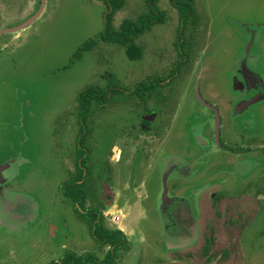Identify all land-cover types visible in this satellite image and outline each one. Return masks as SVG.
Returning a JSON list of instances; mask_svg holds the SVG:
<instances>
[{
  "label": "rangeland",
  "instance_id": "1",
  "mask_svg": "<svg viewBox=\"0 0 264 264\" xmlns=\"http://www.w3.org/2000/svg\"><path fill=\"white\" fill-rule=\"evenodd\" d=\"M195 3L201 19L188 24L182 40L187 35L196 52L200 50L199 56L207 41L200 85L223 112L222 134L233 133L230 145L236 152L222 156L224 151L215 150L205 122L213 112L197 99V80H191L174 132L149 173L153 190L149 218L144 195L135 196L128 205L118 204L123 208L118 214H126L125 219L135 212L127 224L142 221L139 229L122 221L130 251L122 249L119 261L131 256L123 264H264V100L242 111L239 104L230 107V101L233 105L241 97L234 82L242 68L249 66L264 78V0ZM159 7L167 21L139 36L136 44L143 48V56L133 60L124 45L101 40L75 56L107 28V5L102 0H0V31L24 23L41 10L28 27L0 35V165L11 161L5 176L17 179L13 192L8 186L0 189V256L16 251L10 260L6 258L10 264L61 263L71 251H95L102 258L107 251L108 246H98L88 216L64 194L77 145L72 126L80 93L90 86L95 90L109 86L114 96L140 82L169 79L180 55L176 56V39L181 17L170 0H160ZM148 11L145 0H126L113 25L119 28L125 19L137 21ZM190 70L194 71L188 75L196 73V67ZM226 114L230 129L223 128ZM108 146L99 144L94 156L102 159ZM167 155L182 166L183 173L176 170L170 176L167 186L171 190L177 185L180 190L178 201L164 209L159 194ZM204 185L209 188L203 196L201 233L193 242L182 231L191 223L188 219H199L196 200ZM138 189L143 193L144 186ZM214 189L225 195L221 200L217 197L220 201L211 199ZM211 235L212 255L208 256L202 250ZM178 241L183 243L181 255L168 257Z\"/></svg>",
  "mask_w": 264,
  "mask_h": 264
},
{
  "label": "flooded vegetation",
  "instance_id": "2",
  "mask_svg": "<svg viewBox=\"0 0 264 264\" xmlns=\"http://www.w3.org/2000/svg\"><path fill=\"white\" fill-rule=\"evenodd\" d=\"M177 31V35L180 34L183 38V32L181 33L179 29ZM178 38L176 39L177 49H175L176 56L180 55L175 62V66L172 68L173 73L170 74L169 79L154 78L149 81L140 82L133 85L132 90L125 91L122 94L115 93L116 95L114 96L111 91H102V88L106 86L100 85L97 91L87 93L84 99H81L80 93L76 119L72 126L73 132H76L75 144L77 145L76 151H73L70 157L72 170L70 177L64 184V194L69 196L74 203H77L82 215H87L90 219L94 226V236L99 242L98 246H108V249L104 252L102 258L95 251H83V254L71 251L65 255L61 262L68 256H71L70 264H123L131 257L125 258L123 262L119 261L122 249H129L128 251H130L126 227L131 228L135 226L139 229L142 221L139 218L131 220L127 224V218L135 213L132 211H130L126 219V214H122L121 221H114L116 211H123V208L119 207L118 204L126 201L124 205H128L129 201L136 199L134 198L135 196L144 195L146 218H149L147 214L148 205H150L149 202L153 191L150 187L149 173L155 167V163L158 162L157 155L167 145L170 136L174 132L183 103V93L184 90H189L192 87L191 80H197L195 86L197 99L213 112V116L209 117L205 122H208L210 125L212 132L210 139L212 140L211 143L214 144L215 150L224 151L222 156H232L236 152L230 145L233 133L229 130L227 136L223 137L222 134L223 112L203 92V88L200 85L204 70L202 65L205 62L201 58V55L207 42L206 39L199 56L200 50L196 52L194 49L195 45H193L189 37L184 46L185 50L181 47L185 40L181 39V41ZM191 67L193 69L196 67L194 75H188L194 71L190 70ZM185 71L187 72V76L183 78V82L181 80L182 84L180 85V78ZM240 75L239 79L236 77L234 84L236 90L241 92V97L236 99L233 105L230 101V107L239 104L238 110L242 111L264 100V78L251 70L249 66L242 68ZM185 83L186 86L184 87ZM225 127L230 129V121L227 114L223 128ZM95 133L99 135H95ZM104 142L109 144V146L106 152L102 154L103 158L100 159L99 156L95 157L93 153L96 147ZM203 142L206 145H211L210 141L203 139ZM260 148L263 147H258L257 149ZM178 160L180 159H176V161ZM174 161H170L167 155L166 159H164V166L161 169V177L162 172H164V186L162 190L160 189L159 196L161 206L164 209L173 204L175 200L178 201L177 192L180 190L179 186L173 185L171 190L167 186L170 176L176 170L182 172V166H179L178 163L174 164ZM10 163L11 161H8L2 165L8 164L6 169H9ZM171 164L172 166L169 168ZM6 169L2 171L6 179L3 185L8 186L11 192H13V186L14 184L17 185L15 181L17 179L14 177L8 180L5 176ZM184 170L187 171V169ZM116 185L122 187L119 188ZM142 186H144V189H142L143 193L138 189ZM213 186L216 185L212 184L210 187ZM207 188H209L207 185L200 188V194L197 198L198 200H196V206L200 211L199 219L195 220L191 216L192 218L188 219L191 223L183 226L182 233H186L185 236H188L190 239L194 238L193 242L199 238L201 233V218L206 201L203 196ZM220 191L221 189H214L210 193L213 201L221 200L225 196L223 193L220 194ZM184 202L187 201L184 200ZM215 206L214 204L213 207ZM154 207L158 208V206ZM174 209L176 210V208ZM123 219H125L123 223L126 227H123ZM108 220H111L112 223ZM176 221L181 224L180 221ZM98 226L102 227L104 236L97 234ZM178 235L180 233L177 232L176 236ZM173 237H175V233ZM213 240L212 235L207 238L208 243L202 250L204 255H212ZM175 247H178V249L175 250ZM175 247L172 248L174 251L168 257L171 255H181L183 243L178 241ZM147 254L148 256H152V252ZM15 255L16 251L11 250L7 254H2L0 256V264H10L11 262L9 263L6 258ZM156 259L160 258L156 257Z\"/></svg>",
  "mask_w": 264,
  "mask_h": 264
},
{
  "label": "trees",
  "instance_id": "3",
  "mask_svg": "<svg viewBox=\"0 0 264 264\" xmlns=\"http://www.w3.org/2000/svg\"><path fill=\"white\" fill-rule=\"evenodd\" d=\"M107 5V28L98 37V39H90L87 41L76 53L75 56L79 57L83 51L92 50L97 42L105 41L108 43H118L122 44L126 48L127 55L133 60H139L143 56V48L139 45L137 46L136 40L145 31L150 30L156 24H164L166 20V13L160 9V0H145L149 7V11L139 17L137 21L131 19H125L119 28L113 25V18L115 14L125 6L126 0H102ZM174 6H176L180 12L181 22L179 30L182 31L188 28V24L198 23L200 18V13L198 11L195 0H170ZM112 8V11L110 9ZM179 40L182 39L180 35ZM189 38L186 35L185 41H183L182 48L185 46L186 40ZM111 87L107 86L102 88V91H110ZM97 91L94 87H88L81 92V99L85 98V95L89 92ZM102 228V227H101ZM100 226H98L97 234L104 236ZM118 234V233H117ZM71 256H68L61 263L56 264H70Z\"/></svg>",
  "mask_w": 264,
  "mask_h": 264
},
{
  "label": "water",
  "instance_id": "4",
  "mask_svg": "<svg viewBox=\"0 0 264 264\" xmlns=\"http://www.w3.org/2000/svg\"><path fill=\"white\" fill-rule=\"evenodd\" d=\"M110 11H112V8L110 9ZM40 12H41V10L38 11V13H36L32 18H30L29 20L25 21L24 23H22L16 27L1 30L0 35H2L3 33L16 32V31H19L21 29L28 27L39 17ZM106 16H107V14H106ZM7 166H8V164L0 165V189L2 188V186H4L3 184L6 181L5 177L3 176L2 171L5 170L7 168Z\"/></svg>",
  "mask_w": 264,
  "mask_h": 264
},
{
  "label": "built area",
  "instance_id": "5",
  "mask_svg": "<svg viewBox=\"0 0 264 264\" xmlns=\"http://www.w3.org/2000/svg\"><path fill=\"white\" fill-rule=\"evenodd\" d=\"M119 211H116V215L114 216V221L119 222L122 220V212L118 214Z\"/></svg>",
  "mask_w": 264,
  "mask_h": 264
}]
</instances>
